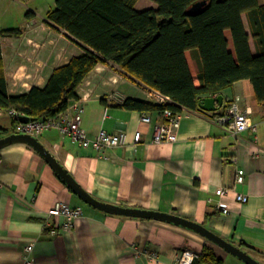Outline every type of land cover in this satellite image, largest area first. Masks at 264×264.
<instances>
[{"label": "crops", "instance_id": "crops-1", "mask_svg": "<svg viewBox=\"0 0 264 264\" xmlns=\"http://www.w3.org/2000/svg\"><path fill=\"white\" fill-rule=\"evenodd\" d=\"M31 13L33 17L20 27L0 25V31L22 30L19 36L1 40L2 68L12 95L45 87L57 68L83 52L67 31ZM243 21L251 35L246 14ZM225 34L232 49L231 32ZM250 45L256 54L252 36ZM186 55L200 87L198 56L195 51ZM150 92L113 62L101 63L79 87L80 99L70 106L77 102L84 106L82 125L91 136L124 131L127 143L102 154L63 137L57 129L45 131L39 139L98 200L196 221L236 246L243 242L263 252L253 255L264 264V105L257 102L252 83L242 80L208 97L223 95L224 105L216 112L231 101L248 108L257 133L248 130L233 136L216 122L215 112L183 109L174 143L154 142L156 127L164 121L160 112L121 107L127 98L156 103ZM145 115L149 122L143 121ZM0 126L13 127V116L1 108ZM137 132L142 141L135 145ZM240 169L245 170L242 184L237 182ZM219 188L231 191L219 197ZM238 194L249 201H239ZM57 201L81 207L84 215L53 235L48 212ZM219 201L229 214L221 211ZM57 222L64 224L66 219ZM29 244L34 245V264H175L184 249L201 253L205 246L214 249L223 264H247L187 228L94 208L35 149L17 143L0 150V264H25Z\"/></svg>", "mask_w": 264, "mask_h": 264}, {"label": "trees", "instance_id": "trees-1", "mask_svg": "<svg viewBox=\"0 0 264 264\" xmlns=\"http://www.w3.org/2000/svg\"><path fill=\"white\" fill-rule=\"evenodd\" d=\"M139 0H56L47 13L55 26L69 33L83 52L57 68L43 88L12 95L3 72L1 40L19 36L21 29L0 31V108L16 111L12 129L0 126V137L15 133L20 117L48 120L68 110L80 99L78 90L88 75L101 63L113 62L135 81L161 92L172 100L158 104L127 98L121 107L147 112L176 113L200 108L203 97L217 95L242 80H249L258 103L264 105V0H207L193 15L186 11L203 0H152L158 5L139 11ZM243 14L247 15L251 35ZM28 19L33 17L28 13ZM231 32L233 48L225 34ZM253 37L257 53L251 49ZM195 51L199 63L197 87L187 59ZM211 114V113H209ZM221 113L215 112L213 117ZM251 255L263 253L241 243ZM254 256V255H253ZM200 264H223L214 249L205 246Z\"/></svg>", "mask_w": 264, "mask_h": 264}, {"label": "built area", "instance_id": "built-area-1", "mask_svg": "<svg viewBox=\"0 0 264 264\" xmlns=\"http://www.w3.org/2000/svg\"><path fill=\"white\" fill-rule=\"evenodd\" d=\"M151 97L158 104H170L172 100L163 95L161 92L151 89ZM85 111L84 106L77 102L70 106L63 114L51 118L48 120H31L28 123L19 122L15 128V133L29 134L34 137L42 135L47 130L57 129L63 137H68L75 142H78L83 148L93 149L99 153H106L109 149H114L119 146H123L127 143L126 132L120 131L118 133L109 134L101 132L97 136H91L89 132L82 125V116ZM12 116H18L19 114L12 110L10 111ZM161 115L164 121L156 127L154 134V142H171L174 143L178 140L177 129L179 127L181 113H176L172 109L167 108ZM216 122L222 126L229 134L237 136L245 131H252L257 133V125L251 118V112L248 108H243L237 101H231L226 106L221 114L216 117ZM151 119L149 116H144L143 121L149 122ZM142 141L141 132H137L134 136V144H139ZM245 181V170L240 169L237 174V182L242 184ZM231 191L229 188H219L216 194L222 197ZM238 200L246 203L249 201L247 195L238 194ZM218 207L224 214H229V209L218 202ZM49 220L48 227L53 235L57 234L59 229L70 228L73 221L83 217L84 212L81 207H73L66 201H57L54 206L48 212ZM52 218L55 221H52ZM59 218H65L64 224H58ZM57 222V223H56ZM34 251V245L29 244L24 251L25 264H34L32 254ZM200 253L195 249H184L176 258L175 264H196L199 260Z\"/></svg>", "mask_w": 264, "mask_h": 264}, {"label": "water", "instance_id": "water-1", "mask_svg": "<svg viewBox=\"0 0 264 264\" xmlns=\"http://www.w3.org/2000/svg\"><path fill=\"white\" fill-rule=\"evenodd\" d=\"M207 0L200 1L194 4L191 8L186 11L187 15H193L199 12L203 7L207 5ZM217 104H219L217 106ZM224 105L223 95L216 97H203L200 101V108L207 112H216ZM31 119L27 116H21L20 122L28 123ZM24 143L35 149L53 168V170L58 174V176L69 186V188L79 196L84 202L92 205L94 208H97L101 211L129 216L135 218L143 219H154L158 221H163L171 223L177 226L187 228L191 231H194L201 236L207 238L209 241L223 248L227 253H230L247 264H263L252 256L247 251L241 249L239 246H236L232 242L226 240L225 238L219 236L213 231L209 230L206 226L196 221L184 218L182 216L161 212L153 211L139 208L123 207L111 203H106L98 200L93 195H91L81 184H79L74 176L61 164L57 157L40 141L38 137H34L29 134L24 133H13L8 136L0 138V150L8 147L13 144Z\"/></svg>", "mask_w": 264, "mask_h": 264}, {"label": "rangeland", "instance_id": "rangeland-1", "mask_svg": "<svg viewBox=\"0 0 264 264\" xmlns=\"http://www.w3.org/2000/svg\"><path fill=\"white\" fill-rule=\"evenodd\" d=\"M156 5L152 0H139L136 8L143 11ZM55 7L56 0H0V25L20 27L28 19L29 12L35 13V18L42 21ZM134 86L138 88V85Z\"/></svg>", "mask_w": 264, "mask_h": 264}]
</instances>
